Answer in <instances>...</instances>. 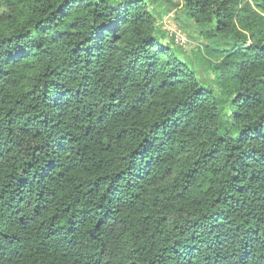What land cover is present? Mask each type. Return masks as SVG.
<instances>
[{
  "label": "trees",
  "instance_id": "trees-1",
  "mask_svg": "<svg viewBox=\"0 0 264 264\" xmlns=\"http://www.w3.org/2000/svg\"><path fill=\"white\" fill-rule=\"evenodd\" d=\"M180 1L217 89L147 0H0V264H264V0Z\"/></svg>",
  "mask_w": 264,
  "mask_h": 264
},
{
  "label": "rangeland",
  "instance_id": "rangeland-1",
  "mask_svg": "<svg viewBox=\"0 0 264 264\" xmlns=\"http://www.w3.org/2000/svg\"><path fill=\"white\" fill-rule=\"evenodd\" d=\"M147 2L157 17V35L160 41L170 45L175 53L188 62L204 84L217 89L213 59L206 52L205 46L209 45L210 48L222 46L225 45L226 39L207 37L201 28L187 21L181 13L180 0H147ZM179 37L184 42L177 41Z\"/></svg>",
  "mask_w": 264,
  "mask_h": 264
},
{
  "label": "built area",
  "instance_id": "built-area-1",
  "mask_svg": "<svg viewBox=\"0 0 264 264\" xmlns=\"http://www.w3.org/2000/svg\"><path fill=\"white\" fill-rule=\"evenodd\" d=\"M176 36H178V34L176 35ZM177 41H182V38L181 37H179L178 39H177ZM182 42H184V41H182Z\"/></svg>",
  "mask_w": 264,
  "mask_h": 264
}]
</instances>
